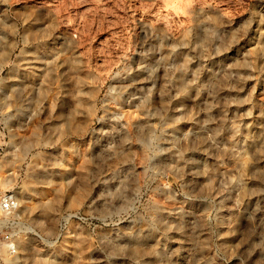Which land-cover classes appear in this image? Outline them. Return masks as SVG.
I'll return each instance as SVG.
<instances>
[{"label":"rangeland","instance_id":"374dc122","mask_svg":"<svg viewBox=\"0 0 264 264\" xmlns=\"http://www.w3.org/2000/svg\"><path fill=\"white\" fill-rule=\"evenodd\" d=\"M0 264H264V0H0Z\"/></svg>","mask_w":264,"mask_h":264},{"label":"built area","instance_id":"2783aa9c","mask_svg":"<svg viewBox=\"0 0 264 264\" xmlns=\"http://www.w3.org/2000/svg\"><path fill=\"white\" fill-rule=\"evenodd\" d=\"M15 208V197L13 193H5L0 198V211L11 212Z\"/></svg>","mask_w":264,"mask_h":264},{"label":"bare ground","instance_id":"6f19581e","mask_svg":"<svg viewBox=\"0 0 264 264\" xmlns=\"http://www.w3.org/2000/svg\"><path fill=\"white\" fill-rule=\"evenodd\" d=\"M17 207V200L15 199V208Z\"/></svg>","mask_w":264,"mask_h":264}]
</instances>
